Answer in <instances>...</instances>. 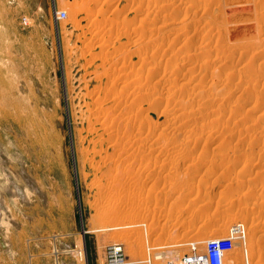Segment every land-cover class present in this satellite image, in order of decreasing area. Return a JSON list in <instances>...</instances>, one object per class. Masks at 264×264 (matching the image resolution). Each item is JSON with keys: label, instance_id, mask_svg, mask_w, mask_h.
<instances>
[{"label": "rangeland", "instance_id": "374dc122", "mask_svg": "<svg viewBox=\"0 0 264 264\" xmlns=\"http://www.w3.org/2000/svg\"><path fill=\"white\" fill-rule=\"evenodd\" d=\"M0 156V264H264V0H0Z\"/></svg>", "mask_w": 264, "mask_h": 264}, {"label": "built area", "instance_id": "2783aa9c", "mask_svg": "<svg viewBox=\"0 0 264 264\" xmlns=\"http://www.w3.org/2000/svg\"><path fill=\"white\" fill-rule=\"evenodd\" d=\"M66 17L65 12H58L57 18ZM238 230L234 227L232 231ZM236 240H239L234 232L226 237L214 239L204 244L203 250H198L196 243L189 245V253L183 256L180 264H225L227 254L232 250ZM123 259L122 250L119 246L111 245L105 250L104 264L118 263Z\"/></svg>", "mask_w": 264, "mask_h": 264}, {"label": "bare ground", "instance_id": "6f19581e", "mask_svg": "<svg viewBox=\"0 0 264 264\" xmlns=\"http://www.w3.org/2000/svg\"><path fill=\"white\" fill-rule=\"evenodd\" d=\"M39 2H41L42 3V0H38ZM162 24L164 25V23L162 22ZM151 33V32H150ZM3 151V150H2ZM1 157V156H0ZM0 159H3V157L2 158H0ZM20 190V189H19ZM25 195V194H24ZM24 197H26V196H24ZM2 204V201H1V197H0V216H2V208H3V205H1ZM14 221L12 220V223H13ZM136 225H138V224H136ZM235 227H239V226H237V225H235ZM240 227H241V225H240ZM243 227V226H242ZM233 228V227H232ZM4 229H5V227H4V224H3V222H2V218H0V245H2V246H6V240H4V238H3V233H4ZM115 229H116V227H115ZM6 230V229H5ZM240 230V229H239ZM243 230V229H242ZM245 230V229H244ZM230 231H232L231 229H230ZM245 234V233H244ZM246 235V234H245ZM243 236V238H245L246 236ZM243 240H245V239H243ZM238 241V240H237ZM240 242V241H239ZM244 242V241H243ZM246 244V243H245ZM246 250V249H245ZM247 252V251H246ZM159 256H161V254L160 253H157L156 254V257L158 258ZM160 259V258H159ZM230 261V260H229ZM234 261V260H233ZM248 261V260H247ZM175 263V259H172V262L171 263H168V264H174ZM114 264H128L126 261H124L123 259L120 261V262H118V263H114ZM152 264V263H151ZM177 264V263H176ZM228 264H229V262H228ZM233 264V263H232Z\"/></svg>", "mask_w": 264, "mask_h": 264}]
</instances>
